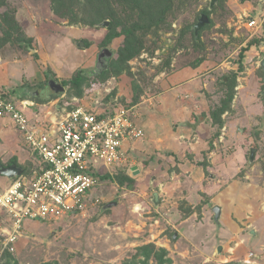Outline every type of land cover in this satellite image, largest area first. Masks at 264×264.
<instances>
[{
    "label": "rangeland",
    "instance_id": "1",
    "mask_svg": "<svg viewBox=\"0 0 264 264\" xmlns=\"http://www.w3.org/2000/svg\"><path fill=\"white\" fill-rule=\"evenodd\" d=\"M209 2H176L169 26L147 35L141 54L129 62L136 82L147 87L137 103L142 105L133 109L146 114L145 121L134 119L143 127V137L126 145L134 147L126 174L136 168L138 175H131L135 185L101 180L73 217L59 222L25 219L22 237L6 247L14 246L19 264H139L144 257L137 249L145 246L164 250L169 264H264V86L257 74L264 58V1L260 9L249 0H227L231 13L211 15L213 26L202 33L204 53L193 46L190 33L180 38V31L193 29ZM7 3L30 42L22 39L0 48V89L12 91L20 83L35 89L32 85L44 81L45 69L60 83L78 70L91 69L105 48L100 46L106 35L102 23L96 28L72 25L53 13L50 0ZM80 41L83 47L76 46ZM118 45L116 39L106 49L112 53ZM230 71L238 74L236 94L215 137L218 126L211 111L221 97L216 83ZM131 80L113 78L94 88L81 105L93 113L111 110L100 101L112 89L115 98L130 101ZM35 109L23 111L28 116ZM22 153L29 149L21 134L11 124L0 125V155L29 160ZM7 183L1 176L0 186ZM216 206L221 208L217 224ZM7 222L0 212V254L10 230Z\"/></svg>",
    "mask_w": 264,
    "mask_h": 264
},
{
    "label": "built area",
    "instance_id": "2",
    "mask_svg": "<svg viewBox=\"0 0 264 264\" xmlns=\"http://www.w3.org/2000/svg\"><path fill=\"white\" fill-rule=\"evenodd\" d=\"M32 106L31 100L16 105L0 95V125L11 124L21 134L30 154H34L36 164L42 165L31 178L22 176L0 187V212L10 226L3 249L22 237L25 219L57 222L81 212L98 185V179L88 172H102L99 161L105 172L115 174L129 163L126 145L139 141L144 134L134 121L135 107L93 113L80 103L33 124L23 111Z\"/></svg>",
    "mask_w": 264,
    "mask_h": 264
},
{
    "label": "trees",
    "instance_id": "3",
    "mask_svg": "<svg viewBox=\"0 0 264 264\" xmlns=\"http://www.w3.org/2000/svg\"><path fill=\"white\" fill-rule=\"evenodd\" d=\"M7 1L8 0H0V48L5 47L8 44H13L14 41H21L22 39L30 42L29 39L23 37L21 26L15 18V11L10 8ZM185 1L198 2L199 0ZM226 1L227 0H218L210 10L208 9V5H206L200 13L206 16L208 24L198 31L196 37L194 36L192 26L184 27V29L180 31V38H183L186 33H190V41L193 43V46L196 47L197 50H201L205 53L206 48L201 42L202 33L203 31L212 28L213 20L210 18L211 15L217 16L219 11L221 13H231L228 11ZM244 1L246 0H241V2ZM249 1L253 2L257 8L261 9L258 5L259 0ZM176 2L180 3L181 0H50L53 13L59 18L65 19L72 25L83 24L85 26L96 28L100 23L105 21L108 22V26L103 27L106 29V35L100 43V46L110 48L112 44L115 43L116 39L119 40L118 48L115 51L113 50L112 55L108 60V68L98 75L88 74L87 72H84V70L76 71L68 79L61 80V85L64 87V93L51 95L49 99L46 98L48 93L43 94V91H41V94H37L36 96L32 95L33 90L31 91V89L27 90V92H24V89L20 96H17L15 90L10 91L0 89V95L14 103L27 99L40 104L50 102L51 100L64 95L59 100L61 107L65 105L77 107L81 103V100L91 93L94 88H100L113 78L121 79V77H129V79H133L129 82L132 90L130 101H125L122 97L120 99L115 98L116 89H112L109 93L104 95L101 104L104 107L109 105L112 109H117L119 107L130 108L137 105L140 96L146 94L147 87L144 84H140V81L136 82V78L131 73L129 62L139 57L144 48V39L147 35L155 34L165 25L169 26V22L172 19V11ZM251 42L256 43L258 40L256 39ZM153 52L154 51L152 50L149 51L150 54H153ZM241 52H243V50ZM243 59L244 58L241 54L240 61L243 62ZM195 62V64H200L202 61L196 60ZM43 74L44 81L38 84L40 88L47 86L49 80L57 82L56 77L53 76L49 70L45 69ZM257 74L261 78L263 77V71L260 67L257 69ZM141 78H144V76ZM237 78V72L230 71L227 75L220 77L216 83L220 89L221 97L219 99V105L211 111L212 120L214 124L218 126L215 137L219 136L220 129L223 126L221 121L222 115L231 110V105L236 94L235 88L238 85ZM74 99H76L77 102H74ZM30 123L32 122L30 121ZM30 152L31 151L29 150L28 154L22 153V155L29 156ZM26 159L27 158L25 157L23 161H20L16 154L12 156L0 155L1 167H8L14 164L23 170V173L19 177L13 179L3 177L7 180L8 185L22 176H26L27 179H29L34 173L39 171L42 165L38 166L36 161L33 162L31 159ZM43 167V169H46V166ZM124 169L125 168L123 167V169L117 170L119 173L116 172L115 176L110 175L108 172L103 173L92 170H90L88 174L98 179V185L95 189L98 188L99 182L105 179L114 180V182L120 187L132 188L135 185V181L132 177L124 174ZM93 192L94 190L90 194ZM76 214H71L68 217H73ZM137 252L144 257V261H138L139 264H149V261L152 258L154 264H164L167 262L164 260L165 251H156L153 246L138 248ZM14 253V250L10 251L8 248L3 249L0 254V264H19L14 258ZM139 255L134 256V258H138ZM125 264L134 263L127 261ZM166 264H169V262Z\"/></svg>",
    "mask_w": 264,
    "mask_h": 264
},
{
    "label": "water",
    "instance_id": "4",
    "mask_svg": "<svg viewBox=\"0 0 264 264\" xmlns=\"http://www.w3.org/2000/svg\"><path fill=\"white\" fill-rule=\"evenodd\" d=\"M217 1L218 0H210L208 9L210 10L217 3ZM263 1L264 0H259V2H258L259 7H262ZM207 23H208V20H207L206 16L202 15L200 17L199 21L197 22V24L193 26V31H194L195 37L197 36L198 31ZM101 26L107 27L108 22L107 21L103 22L101 24ZM76 46L77 47H83L82 41L77 43ZM30 51L33 52L32 50H30ZM111 55H112V53L106 48L100 50V52L98 53V55L96 57V63L94 66V70H95L94 74L95 75L103 73V71H105L108 68V60L110 59ZM260 65H261L262 71L264 72V58L261 60ZM48 88H49V91L55 95L61 94L64 92V88L60 84H57L56 82H54L53 80L48 81ZM262 94L264 95V91ZM254 151L255 150L252 149L250 152L249 162H251L253 159ZM22 173H23V170L14 164L10 165L8 167H1L0 166V176L8 178V179H13V178L19 177V176H21ZM158 196H159L158 193H154L152 196L154 205L158 204V200H159ZM111 206H115V203L107 205L105 208L111 207ZM213 213H214V222L217 224L220 220L221 208L219 206L214 207ZM251 235L253 237L254 233L251 232ZM175 237H176V235H174V238ZM217 252L218 253L221 252V247H219L217 249Z\"/></svg>",
    "mask_w": 264,
    "mask_h": 264
},
{
    "label": "crops",
    "instance_id": "5",
    "mask_svg": "<svg viewBox=\"0 0 264 264\" xmlns=\"http://www.w3.org/2000/svg\"><path fill=\"white\" fill-rule=\"evenodd\" d=\"M43 79H44V75H43ZM54 81V80H53ZM55 82V81H54ZM41 83V81L40 82H38V83H36L35 85H32L35 89H32V88H29L28 87V83L27 84H25V83H20V86H19V88L18 89H15V91L17 92V96H20V94L24 91V89H25V91L24 92H27V90H30V89H32V90H37V92H35V91H33V93H32V95H36L37 96V94H41V91H43L44 93H48V95H46V98L47 99H49L50 98V96L51 95H55V94H52L50 91H49V88H48V84H47V86H46V88H44L45 86H43L42 88H40V86L38 85V84H40ZM57 84H60V83H58V81L56 82ZM61 85V84H60ZM62 86V85H61ZM63 87V86H62ZM64 88V87H63ZM7 89V88H6ZM42 89V90H41ZM7 90H9V89H7ZM31 90V91H32ZM11 91V90H10ZM97 92V91H96ZM61 94H63V93H61ZM56 95H58V94H56ZM45 96V95H44ZM96 97H98V95L96 96ZM103 99V98H102ZM102 99H101V101H102ZM25 100H27V99H25ZM22 101H24V100H22ZM82 101V100H81ZM100 101V102H101ZM111 101H112V99H111ZM21 102V101H20ZM100 105H101V103H100ZM138 105H142V104H137V105H135V106H132L133 108L135 107V108H137V106ZM67 105H65V106H62L61 107V105L59 104V101H58V98H56V99H54V100H51L50 102H46V103H44V104H40V103H34V106H32V107H29V108H36L35 109V111H34V114H30V115H28L27 117L29 118V120L33 123V124H37L39 121H44V120H48V118L49 117H51V116H53L55 113H58L59 111H60V109L59 108H64V107H66ZM138 110V109H137ZM137 118H139L140 119V121L142 120V121H145L146 120V114H143V113H138L137 115H136V117L134 118V119H137ZM136 123V122H135ZM137 124V123H136ZM140 126V125H139ZM142 129H143V127L142 126H140ZM133 145H135V144H133ZM134 147L132 146L131 147V145L129 146V147H127L126 148V150H127V154H128V156H129V158H130V154H131V152H132V149H133ZM132 155V154H131ZM28 157V159H31L33 162L34 161H36V158H35V156L34 155H31V154H29V156H27ZM33 157V158H32ZM128 164L129 163H127L125 166H124V174L125 175H127V176H129V177H131V175H133V176H137L138 174H137V170H136V168H134L133 166H132V168L130 167V170H131V173L129 174H126V167H128ZM123 169V168H122ZM105 173H107V171L105 172ZM113 175H115V174H113Z\"/></svg>",
    "mask_w": 264,
    "mask_h": 264
},
{
    "label": "flooded vegetation",
    "instance_id": "6",
    "mask_svg": "<svg viewBox=\"0 0 264 264\" xmlns=\"http://www.w3.org/2000/svg\"><path fill=\"white\" fill-rule=\"evenodd\" d=\"M95 63H96V59H95V62H94V66H95ZM94 66H93L91 69H88L86 72H87L88 74H93V75H95V74H94V73H95ZM259 67L261 68V65H259ZM261 70H262V68H261ZM262 81H263V83H262V87H263V86H264V72H263ZM44 88H46V86H45ZM263 89H264V87H263ZM263 89H262V90H263ZM36 91H37V90H36ZM263 91H264V90H263ZM263 103H264V96H263Z\"/></svg>",
    "mask_w": 264,
    "mask_h": 264
},
{
    "label": "clouds",
    "instance_id": "7",
    "mask_svg": "<svg viewBox=\"0 0 264 264\" xmlns=\"http://www.w3.org/2000/svg\"><path fill=\"white\" fill-rule=\"evenodd\" d=\"M262 59H263V58H262ZM262 59H261V60H262ZM260 63H261V62H260ZM7 179H8V178H7ZM7 184H8V183H7ZM7 184H5V185H3V186H0V187H4V186H6ZM13 247H14V246H13Z\"/></svg>",
    "mask_w": 264,
    "mask_h": 264
}]
</instances>
